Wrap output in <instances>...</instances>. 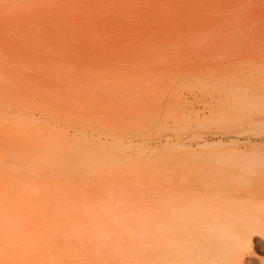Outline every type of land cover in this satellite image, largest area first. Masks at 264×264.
<instances>
[{
    "label": "rangeland",
    "instance_id": "1",
    "mask_svg": "<svg viewBox=\"0 0 264 264\" xmlns=\"http://www.w3.org/2000/svg\"><path fill=\"white\" fill-rule=\"evenodd\" d=\"M223 152H264V0H0V264H151L171 160Z\"/></svg>",
    "mask_w": 264,
    "mask_h": 264
},
{
    "label": "bare ground",
    "instance_id": "2",
    "mask_svg": "<svg viewBox=\"0 0 264 264\" xmlns=\"http://www.w3.org/2000/svg\"><path fill=\"white\" fill-rule=\"evenodd\" d=\"M159 201L151 264H264V152L174 157Z\"/></svg>",
    "mask_w": 264,
    "mask_h": 264
}]
</instances>
